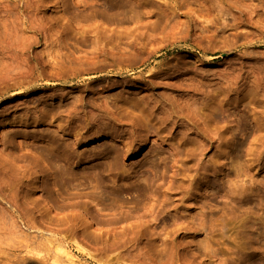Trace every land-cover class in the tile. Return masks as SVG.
I'll return each mask as SVG.
<instances>
[{"label":"rangeland","instance_id":"obj_1","mask_svg":"<svg viewBox=\"0 0 264 264\" xmlns=\"http://www.w3.org/2000/svg\"><path fill=\"white\" fill-rule=\"evenodd\" d=\"M0 264H264V0H0Z\"/></svg>","mask_w":264,"mask_h":264},{"label":"bare ground","instance_id":"obj_2","mask_svg":"<svg viewBox=\"0 0 264 264\" xmlns=\"http://www.w3.org/2000/svg\"><path fill=\"white\" fill-rule=\"evenodd\" d=\"M142 146H143V144H142ZM143 147H144V146H143ZM143 147H140V150H139V151H141V150L143 149ZM139 151H138V152H139ZM142 151H143V150H142Z\"/></svg>","mask_w":264,"mask_h":264}]
</instances>
